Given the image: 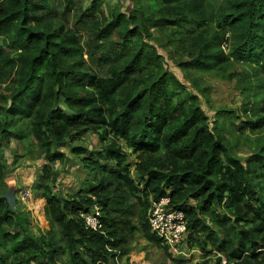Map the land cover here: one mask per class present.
<instances>
[{"label":"trees","instance_id":"16d2710c","mask_svg":"<svg viewBox=\"0 0 264 264\" xmlns=\"http://www.w3.org/2000/svg\"><path fill=\"white\" fill-rule=\"evenodd\" d=\"M102 3L0 0V264L128 263L137 232L181 264L148 224L164 195L185 215L186 248L213 264H264V0H136L126 12ZM150 27L193 88L192 71L235 79L241 106L211 119L165 67ZM90 133L99 149L85 144ZM240 138L245 156L233 150ZM7 148L11 164L43 160L31 185L45 200L38 233L1 196ZM71 158L90 179L60 197L55 163ZM95 202L97 230L79 217Z\"/></svg>","mask_w":264,"mask_h":264},{"label":"rangeland","instance_id":"374dc122","mask_svg":"<svg viewBox=\"0 0 264 264\" xmlns=\"http://www.w3.org/2000/svg\"><path fill=\"white\" fill-rule=\"evenodd\" d=\"M82 1L84 5H89L91 2V0ZM135 3L136 0H103L101 7L104 10H108L116 5L119 6V10L126 12L133 9ZM148 11H150V9H148ZM150 30L152 32V37L155 36V38L154 40L151 39L149 42L153 45H156L158 51L164 56L165 67L170 69L182 82L186 83L188 89L198 94L201 99V105L203 109L207 112L211 119L214 118V111L217 108L225 107L229 109H235L236 107L241 106L242 95L235 79H219L212 74L200 75L195 73V71H192L193 74L191 76L197 78L196 81L199 87L193 88L189 82L185 80L184 72L174 62L175 55L173 54L171 44L162 42L166 40L164 37V32L159 30L157 27H150ZM240 68H242V66L237 63V65H235V69ZM245 134H248L250 137L255 136V133H250L247 131ZM234 140L235 139L232 137V143ZM244 142L245 140L243 138H240L236 142V146L233 147V150L236 154L245 156L248 153L250 147L249 145H245ZM85 144L88 146L89 150H96L100 148L97 136L93 133H90L85 137ZM13 146L14 142H11L10 147ZM65 151L71 157L69 151L67 149H65ZM5 154L9 165L7 177L5 179L8 187L7 190L10 189L12 192H15V196H18L16 193L18 188L14 186L13 181L9 178V176L13 175L14 171L18 169L19 172L23 171L27 173V176H30L32 179H34L39 169V164H41L43 160L41 158L30 160L25 157L18 158L16 163L11 164L13 154L12 149L7 148ZM55 167L61 171L55 188L62 193L76 189L85 178L90 177L86 173L87 169L76 158L70 159L64 166L56 162ZM21 175L22 173L18 174L17 176L21 177ZM23 187H27V189L30 188V200L23 202L18 197H16L19 200L18 206L29 212V216L31 218L29 227L38 233L46 226L45 205L43 204L42 199L36 198L34 196L33 191L31 190L30 181L27 183V181L24 180ZM188 248L190 253L186 255L187 257L181 264H200L203 263L205 259H209L208 264H213V260L215 259L213 254L206 256L203 255L202 251L197 247ZM130 254H132L133 258L137 260H141V256L144 254V259H147V261L150 263L146 261L143 262V264L171 263V259L164 254L163 250L146 241L140 232L135 234V239L131 242V249L128 254L129 257ZM124 262L125 261L122 258L118 260V264H123Z\"/></svg>","mask_w":264,"mask_h":264},{"label":"built area","instance_id":"2783aa9c","mask_svg":"<svg viewBox=\"0 0 264 264\" xmlns=\"http://www.w3.org/2000/svg\"><path fill=\"white\" fill-rule=\"evenodd\" d=\"M18 197L21 201L28 200L30 190H20ZM79 217L90 228L94 230L101 228L100 206L98 203H93L88 211H80ZM147 218L151 232L163 239L173 256L187 257L186 255L190 253V250L184 246L186 234L185 215L182 211L172 207L168 196L164 195L152 201Z\"/></svg>","mask_w":264,"mask_h":264},{"label":"crops","instance_id":"0c3cea01","mask_svg":"<svg viewBox=\"0 0 264 264\" xmlns=\"http://www.w3.org/2000/svg\"><path fill=\"white\" fill-rule=\"evenodd\" d=\"M72 157V156H71ZM71 159H74V158H71ZM58 162V161H57ZM59 163V162H58ZM60 164V163H59ZM63 166V165H62ZM38 172V171H37ZM20 173H22V175H21V177H18L17 175L18 174H20ZM87 173V172H86ZM27 173H25V172H23V171H21V172H19L18 171V169L17 170H15L14 171V173H13V175H11V176H9V178L13 181V184H14V186L15 187H17L18 188V190H16V193L18 194V192L20 191V190H22V189H27V187H23V185H24V180H26L27 181V183L30 181L31 182V185H32V182L34 181V179H35V177H36V175H35V177H34V179H32L30 176H27L26 175ZM37 174V173H36ZM88 175H89V173H87ZM90 176V175H89ZM87 179H90V177L89 178H85L81 183H80V185L76 188V189H73V190H71V191H66V192H64V193H62L61 191H58L56 188H55V186H56V184L52 187L53 188V192L55 193V194H57L58 196H62V197H68L69 195H71L74 191H77L78 190V188L80 187V186H83V183L87 180ZM58 180V179H57ZM57 183V182H56ZM82 184V185H81ZM16 188V189H17ZM29 190H30V188H28ZM31 190H32V188H31ZM34 194V193H33ZM14 196H15V192H14ZM34 196H35V194H34ZM16 197H18V196H15V203H16V205H14V209H15V207H17V209L18 210H22V211H26V210H24V209H22L20 206H18V204H19V200H18V198H16ZM36 198H39V197H37V196H35ZM39 199H42V202H43V204L45 205V200H44V198H39ZM30 200V198H28V200H26V201H29ZM26 201H23V202H26ZM29 213V212H28ZM30 217V216H29ZM30 221H31V218H30ZM151 231V230H150ZM144 254H142V256H141V260H137V259H134L133 258V255L132 254H130V257H129V260H128V263H123V264H143V262H146L147 261V259H144ZM148 262V261H147ZM148 263H150V262H148Z\"/></svg>","mask_w":264,"mask_h":264},{"label":"water","instance_id":"95a60500","mask_svg":"<svg viewBox=\"0 0 264 264\" xmlns=\"http://www.w3.org/2000/svg\"><path fill=\"white\" fill-rule=\"evenodd\" d=\"M14 192H12L10 189L7 190L4 194H2V198H4L10 209L14 210V205H15V196L13 194Z\"/></svg>","mask_w":264,"mask_h":264}]
</instances>
